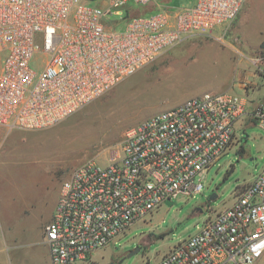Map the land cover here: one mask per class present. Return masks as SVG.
I'll use <instances>...</instances> for the list:
<instances>
[{"label":"built area","instance_id":"1","mask_svg":"<svg viewBox=\"0 0 264 264\" xmlns=\"http://www.w3.org/2000/svg\"><path fill=\"white\" fill-rule=\"evenodd\" d=\"M245 1L170 9L157 0H0V127L55 125L187 37L232 22ZM150 4L154 13L126 19L129 6ZM250 119L264 131V100L250 111L245 96L205 92L127 130L106 166L74 168L43 228L50 263H89L166 201L201 194ZM238 189L152 264H264V166Z\"/></svg>","mask_w":264,"mask_h":264},{"label":"rangeland","instance_id":"2","mask_svg":"<svg viewBox=\"0 0 264 264\" xmlns=\"http://www.w3.org/2000/svg\"><path fill=\"white\" fill-rule=\"evenodd\" d=\"M194 3L157 0L156 5L175 9ZM40 61L38 56L31 62L35 71ZM222 91L245 96L250 111L264 99V0H246L232 22L187 37L49 128L0 127V264H12L6 245L16 238L36 244L35 256L25 264H51L42 233L69 173L90 160L106 166L126 131L140 122L202 93ZM251 120L237 125L241 143L210 168L201 194L166 201L80 264H152L197 233L209 211L228 206L264 166V131Z\"/></svg>","mask_w":264,"mask_h":264},{"label":"crops","instance_id":"3","mask_svg":"<svg viewBox=\"0 0 264 264\" xmlns=\"http://www.w3.org/2000/svg\"><path fill=\"white\" fill-rule=\"evenodd\" d=\"M239 22L241 23L242 21H239ZM218 28L219 27H217L216 29H218ZM238 89L245 91L242 87H238ZM263 100H261V101H263ZM3 205L6 206L7 204L4 203ZM26 241L23 238H20V239L16 238V239H14V241L12 243H9V244L7 243V245L5 244L7 247L6 252L9 253L12 264H20V263L25 264L24 262L26 261V259L27 260H28V258L32 259L33 256H35L36 253L32 252L31 249H33V247H35L36 244L31 243V242H26ZM42 243H43V241H42ZM19 253H20V256H18ZM45 254H46V257H48L49 261H50V254H49V249L47 248V246H46V253Z\"/></svg>","mask_w":264,"mask_h":264},{"label":"trees","instance_id":"4","mask_svg":"<svg viewBox=\"0 0 264 264\" xmlns=\"http://www.w3.org/2000/svg\"><path fill=\"white\" fill-rule=\"evenodd\" d=\"M155 4H150L148 6L144 7H133L129 6V8L126 11V19H130L133 17H139V16H148L155 11ZM252 124L255 125V121L251 120ZM239 154H243V149L240 148Z\"/></svg>","mask_w":264,"mask_h":264},{"label":"water","instance_id":"5","mask_svg":"<svg viewBox=\"0 0 264 264\" xmlns=\"http://www.w3.org/2000/svg\"><path fill=\"white\" fill-rule=\"evenodd\" d=\"M216 197H211L210 200L213 201Z\"/></svg>","mask_w":264,"mask_h":264}]
</instances>
